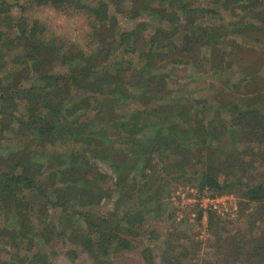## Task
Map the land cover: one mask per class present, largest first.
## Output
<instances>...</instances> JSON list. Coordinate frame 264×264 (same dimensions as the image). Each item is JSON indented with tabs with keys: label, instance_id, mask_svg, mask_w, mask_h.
Masks as SVG:
<instances>
[{
	"label": "trees",
	"instance_id": "obj_1",
	"mask_svg": "<svg viewBox=\"0 0 264 264\" xmlns=\"http://www.w3.org/2000/svg\"><path fill=\"white\" fill-rule=\"evenodd\" d=\"M19 1L0 0V138L16 121V132L24 137L22 142L28 139L34 143L21 146L10 158H0V220H5L9 211L22 219L19 230L0 226V233L8 240L5 245L16 251L26 242L28 251H32L38 245L32 233L36 238L42 233L45 241H39L44 244L52 239L67 240L81 251L91 252L97 264H118L111 255L130 249L131 244L132 248L133 241L142 246V217L149 210L163 211L162 201L152 209L151 200L157 203V199L142 198L144 188L154 185L150 183L151 175L156 174L153 157L169 150L173 158H179L177 172H182L187 167L183 156L185 159L184 153L191 145L188 139L195 138L202 149L218 153L216 166L201 173L204 185L214 191L235 189L247 206L254 204L244 230H227L226 224L231 223H220L218 216L208 215L210 237L202 244L209 251L203 255L212 257L213 263L200 261L262 264L264 231L259 225H264V184H248L234 177L235 183L219 185L218 173L230 175L232 180L231 173L248 168L231 144L226 153L221 148L212 149V143L207 142L209 139L222 146L230 134L237 145L245 140L264 145V81L256 77L255 70L260 57L253 61L245 56L248 50L264 52V0H93V5L83 0ZM36 6L82 12L89 29L88 41L96 45L95 50L61 48L46 39L41 23L12 13L13 8L23 14ZM119 15L134 22L133 27L123 28ZM228 16L237 19L225 23ZM181 65L198 74L209 70L220 76L228 91L234 89L233 96L226 100L228 93L221 91L211 100L187 104L168 97L169 103L155 107L168 95L170 75L164 68ZM230 74L239 79L229 85ZM221 100L225 102L223 112L231 119L227 125L223 124L226 119L215 124L221 115L215 107ZM211 101L217 105L211 107ZM199 104H203L201 109ZM90 110L94 112L92 118L81 121L80 117H86ZM144 116L152 120L159 117L151 123L156 126L152 134L140 131ZM71 141L80 144V149L69 150L66 143ZM60 146L66 150L61 152ZM33 147L41 148L48 154L46 160L52 161H32L38 153L31 150ZM87 152L113 171L110 181L108 175L92 168L86 160ZM42 167L53 182L46 175L40 179ZM136 177L141 183L137 184ZM115 195V209L123 208L131 196L135 201L121 214L116 210L106 216L95 210L103 199ZM33 202L38 203V211L46 214L59 210V215L67 219L59 217L39 232L32 231L28 216ZM82 208L86 212H80ZM174 240L178 235L170 236L163 244L159 264H183L180 257L189 247H178ZM192 244L195 251L200 250L201 242ZM5 245L0 252H6ZM179 250L183 251L181 256ZM143 254L145 262L157 264L148 249ZM33 256L23 260L48 264L49 257L43 250L36 249ZM12 258H0V264H24L22 258Z\"/></svg>",
	"mask_w": 264,
	"mask_h": 264
},
{
	"label": "rangeland",
	"instance_id": "obj_2",
	"mask_svg": "<svg viewBox=\"0 0 264 264\" xmlns=\"http://www.w3.org/2000/svg\"><path fill=\"white\" fill-rule=\"evenodd\" d=\"M7 1L10 3H15V0ZM83 2L93 5V0H83ZM18 3H23V0L19 1ZM12 13L14 15H22L30 22L38 21L39 23H41L42 27L44 28L43 35L46 37V39L55 42L56 45L61 48L66 49L68 47H74L76 49H81L84 51L89 50L90 52L94 51L96 48V45L93 42L88 41L89 39L87 37L89 34V29L86 24L85 16L82 14V12L77 13L73 12L72 10L70 12H64L61 10H56L50 6H36L33 8H29L23 14H20L19 9L13 8ZM111 13L114 14V8L111 9ZM118 19L120 25L125 29H129L134 25V22H131L120 15L118 16ZM236 19V17L228 16V18L226 17L224 22L231 23L236 21ZM200 22H202V20H200ZM230 37L231 35L228 38L231 39ZM88 42L90 43V46L87 48ZM245 56L253 61H255L257 57H260L257 64V69H255L257 72L256 77L258 76L259 79L262 78V80L264 81V60L261 61V59H264V52H261V49L259 52L256 50H248ZM261 64H263L262 67ZM56 70L63 71L61 68H57ZM164 71H166V73L170 75L167 83L168 95L164 96L161 101L157 102L155 107H158V104L169 103L171 99L169 100L168 97L178 98L180 100V103L187 104L188 101L203 102L205 100H211V97L214 94L221 91H225L226 93H228V98L226 100H229L231 96H233L234 89H229L228 91L226 89V85H223L220 81L221 77L212 74L209 70L203 71L201 74H198L190 67L181 65L176 67L166 66L164 68ZM229 78H231L229 82L230 85L232 82L239 79V76L230 74ZM255 83L256 82L254 81L253 84ZM84 96L81 95V97ZM223 100L225 101V99ZM223 100H221L218 105L216 101H211L209 104H211V107H215V105H217V108L215 107V109L221 112L220 117L217 118L218 121L216 122V119H214L213 122H216L215 124H218L220 122V119H222L223 121L224 119H226V122H224L223 124L227 125L231 119L229 118V114L223 112V109H225V102ZM202 106L203 104H199V109H201ZM87 112L88 110L85 113ZM93 113V110H90L86 117L85 115H83L80 117V120H90ZM158 118L159 117L152 120L150 117L144 116L142 123L140 124V131H142V134H152L155 129L154 127H156L152 126V124ZM199 118H202L201 115L199 116ZM71 121H74V123L78 124L75 120L71 119ZM259 123L262 124L260 118ZM7 129L8 130L6 132H2L4 138H0L1 160L12 157L14 152H17L16 154H18V150L21 146L34 143L31 140H29L30 142H28V139H26L25 142H22L24 137L16 132V130L18 129V123L16 121L13 122L9 127H7ZM244 137L247 139L249 137L248 133H246ZM233 139L234 137L230 136V134L229 136H225L224 141L221 142L222 146L217 144L218 142H213L208 139L207 143H212V149L221 148L222 151L226 153L230 152L229 146L231 144L232 150H234L236 154L241 153V156L245 161V166L248 168L247 170L242 172L237 171L236 174L231 173L233 178L232 180L230 175L226 176L224 173H218V184L222 186L226 183H232V181L234 182L235 180L234 177H241V182L248 184H264V145L256 144L251 140H249L248 142L247 140H245L242 144L237 145V143H233ZM188 141H190L191 145L184 153L185 159L183 156V160L185 161V165H187V167L183 169L182 172H177V167H179V158H173L169 153V150L156 154L153 157V172H156V174L151 175L153 181L151 180L150 183L151 185H153L154 183V185L150 189L148 187L144 188L145 193L142 195V198L146 200L150 198L157 199V203L151 200L152 209L155 208V206L160 201H162L161 209L163 211L151 212L149 210L148 213L150 215L147 214L142 217L143 224L141 223V226L136 225L137 227L139 226L142 228L139 237L142 246L140 244L137 245V243L140 242L133 241L132 248L131 244L130 249H124L121 252L114 253L113 256L111 255V259L113 260V262H117L118 264H148L147 262H145L143 254V251H146V249H148L149 254L151 253L154 261L159 264L161 263V254H163L161 252L163 244L167 239H169L170 236L178 235V240H174V244L178 247H180V245L189 247L186 255L180 257L183 264H202L200 260L213 263L212 257L208 258L207 256L203 255L205 251H209L208 249L206 250L204 244H202L210 237L207 229L208 215L215 214L220 218V223H223L222 221L224 220H226V222L228 223H231L232 226L226 224L227 230L236 228L244 230V228L247 226L248 215L253 210L254 204H248L247 206V202L240 198L239 192H236L235 189H223V192L220 190L214 191L213 188L204 185L205 183L203 181V178L201 177V173L206 171L205 169L207 168H212L213 165L216 166V164L218 163V160L216 159V156L218 157V153H213L209 150L207 151L205 149H202L201 147L196 145L195 138H189ZM66 146L69 150L73 148L80 149V144L72 141L66 143ZM60 148L61 152H64L66 150V147L64 146H60ZM32 149L38 150V153L34 155V157H32V161H34L35 158V160H39L40 162L52 161V159L50 161L46 160V156H48V154L46 152H43L41 148L33 147L31 148V150ZM49 149L56 148L49 147ZM32 152L33 151H31V153ZM85 155L87 157L86 160H88L90 162V165L93 166L92 168H96L98 171L108 175V181H110V179L114 177L113 171L110 170L106 165L98 161V159H95L93 155L90 154V152L85 153ZM166 161L168 162V165H166ZM250 166H252V168L249 169ZM168 169H170V171ZM39 172L43 174L40 178L42 180L43 176L47 174L46 169L42 167L41 169H39ZM169 172L173 173V175H170ZM225 172L229 173L227 169H225ZM46 177L48 178V175H46ZM51 177H49L48 180L50 182H53V177ZM137 179H139V177H136V180ZM136 182L137 184L141 183L139 180H137ZM245 187L249 188L248 186H246V184ZM201 198H218L219 201H224L228 208L227 213L229 214L222 216V214L218 215L215 212L201 211ZM115 199L116 195L113 199H103L101 203L97 207H95V210L101 215L105 214L106 216H112L114 213H116V210L118 211V214H121L122 209L125 210L127 206H132V202L134 200L131 196L130 201H127L123 205V208L121 206L115 209ZM11 208L13 209L14 205ZM29 209L30 212L28 218L29 222L31 223L32 231L39 232L40 229L46 224H50V222L53 224L54 222L58 221L59 217H64L63 220L67 219L64 214L59 215V210H51L46 214L38 211L37 202L31 203L29 205ZM21 210H24L23 206L21 207ZM80 212L86 211L82 208ZM132 212L133 210L131 209L129 215ZM120 216L121 215H115L114 218ZM20 221H22L21 217L13 215L9 211L5 220H0V226H3L8 230H19L21 228ZM259 226L261 230L264 231V225L260 224ZM46 233L48 234L50 232L46 231ZM133 234H135V231H133ZM226 234L227 232H225V235ZM0 236L3 241H0L1 249L4 248V245L8 240L5 239L3 233H0ZM32 237L34 240L38 241L37 248L33 247L34 250L28 251L25 244L26 242L24 244H21V246H19L18 250L16 251H14L15 249L13 247H8L5 245L6 252H0V258L9 261L10 257L13 256L12 259L16 261L17 256L19 258H22V262L24 264H28V262L24 261L23 259L33 258L34 251L36 249H39L40 251L43 250L45 255L49 257L48 264H97L96 260L91 257V252H83L78 248V246L69 244L67 240L63 241L60 239H52V241H49L48 244H44L42 243V241H45V236L42 233L39 234L38 238H36L32 233ZM39 239L42 241H39ZM193 242L196 245L198 244V242H201L200 250L195 251L194 246L190 247V245H193ZM117 247H119V245H117ZM71 249H74L75 252H71ZM178 252L180 253V256L183 253V251L181 250H179ZM99 262H101V260H99ZM262 264H264V262Z\"/></svg>",
	"mask_w": 264,
	"mask_h": 264
},
{
	"label": "built area",
	"instance_id": "obj_3",
	"mask_svg": "<svg viewBox=\"0 0 264 264\" xmlns=\"http://www.w3.org/2000/svg\"><path fill=\"white\" fill-rule=\"evenodd\" d=\"M233 200V199H232ZM200 208L203 212H215L218 215L225 216L228 215V208L224 201H219L218 198L210 199V198H201L200 200Z\"/></svg>",
	"mask_w": 264,
	"mask_h": 264
}]
</instances>
